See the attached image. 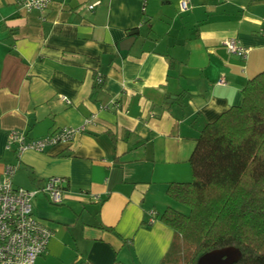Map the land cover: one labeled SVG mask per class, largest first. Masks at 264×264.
Here are the masks:
<instances>
[{
  "label": "crops",
  "instance_id": "1",
  "mask_svg": "<svg viewBox=\"0 0 264 264\" xmlns=\"http://www.w3.org/2000/svg\"><path fill=\"white\" fill-rule=\"evenodd\" d=\"M179 3L55 0L40 12L0 0V182L7 165L28 190L66 180L61 203L33 200L53 232L35 264H162L177 240L160 220L177 207L169 184L191 181L201 129L264 71V0ZM230 38L246 59L229 53ZM82 125L71 144L6 149L12 131L29 140Z\"/></svg>",
  "mask_w": 264,
  "mask_h": 264
},
{
  "label": "trees",
  "instance_id": "2",
  "mask_svg": "<svg viewBox=\"0 0 264 264\" xmlns=\"http://www.w3.org/2000/svg\"><path fill=\"white\" fill-rule=\"evenodd\" d=\"M189 164L191 181L167 189L189 213L173 206L162 213L177 238L162 264H196L230 246L242 253L234 264H264V71L243 88L239 105L201 129Z\"/></svg>",
  "mask_w": 264,
  "mask_h": 264
},
{
  "label": "built area",
  "instance_id": "3",
  "mask_svg": "<svg viewBox=\"0 0 264 264\" xmlns=\"http://www.w3.org/2000/svg\"><path fill=\"white\" fill-rule=\"evenodd\" d=\"M54 2L55 0H18L26 10L40 12H44ZM94 7L95 4L89 6L90 9ZM179 8L181 12H187L191 8V0H180ZM226 47L232 55L242 59L247 58L248 49L236 38L226 40ZM95 81L97 84H102L104 79L98 75ZM60 98L70 103L66 96ZM115 106L120 107L118 103ZM94 117L92 115L85 123H90ZM84 130L85 125L77 128L63 127L43 137L29 140L24 132L12 131L6 149L11 150L16 146L17 153L27 150L43 152L57 144H71ZM15 172L16 166L7 165L0 182V264H35L37 258L47 251L53 232L35 216L33 200L41 194L47 196L52 203H61L66 180L61 177H51L45 185L28 190L14 184ZM153 222L154 217L150 223Z\"/></svg>",
  "mask_w": 264,
  "mask_h": 264
},
{
  "label": "water",
  "instance_id": "4",
  "mask_svg": "<svg viewBox=\"0 0 264 264\" xmlns=\"http://www.w3.org/2000/svg\"><path fill=\"white\" fill-rule=\"evenodd\" d=\"M138 30L129 32V37L121 42L122 50H129ZM241 251L233 246L215 249L201 255L196 264H234L240 260Z\"/></svg>",
  "mask_w": 264,
  "mask_h": 264
},
{
  "label": "rangeland",
  "instance_id": "5",
  "mask_svg": "<svg viewBox=\"0 0 264 264\" xmlns=\"http://www.w3.org/2000/svg\"><path fill=\"white\" fill-rule=\"evenodd\" d=\"M175 206H177V208L180 209L181 211H183L184 213H186V214L189 213V209L187 207L181 206L179 204H176ZM187 248L188 247L183 244V251L185 253H187L188 255H190L192 251H190V249L189 248L187 249Z\"/></svg>",
  "mask_w": 264,
  "mask_h": 264
}]
</instances>
